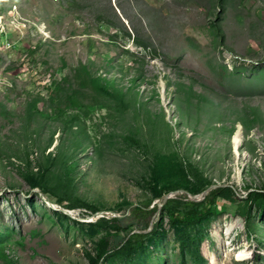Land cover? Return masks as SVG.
Wrapping results in <instances>:
<instances>
[{
	"label": "rangeland",
	"instance_id": "374dc122",
	"mask_svg": "<svg viewBox=\"0 0 264 264\" xmlns=\"http://www.w3.org/2000/svg\"><path fill=\"white\" fill-rule=\"evenodd\" d=\"M263 87L264 0H0V264H264Z\"/></svg>",
	"mask_w": 264,
	"mask_h": 264
},
{
	"label": "trees",
	"instance_id": "16d2710c",
	"mask_svg": "<svg viewBox=\"0 0 264 264\" xmlns=\"http://www.w3.org/2000/svg\"><path fill=\"white\" fill-rule=\"evenodd\" d=\"M224 191V189L212 191L210 195L201 202H192L189 200H168L163 206V210L167 211L170 218L175 222L186 221L193 224L199 223L207 217L213 200L217 198V195L221 194ZM149 205V203L145 205H137L131 211L132 219L130 223L134 224L141 222L157 211V209L154 211V208L152 210H149ZM148 239L149 235L146 233H135L129 237L128 245L132 250H138Z\"/></svg>",
	"mask_w": 264,
	"mask_h": 264
},
{
	"label": "bare ground",
	"instance_id": "6f19581e",
	"mask_svg": "<svg viewBox=\"0 0 264 264\" xmlns=\"http://www.w3.org/2000/svg\"><path fill=\"white\" fill-rule=\"evenodd\" d=\"M263 88H264V87H263ZM234 149H235V150H238V144H237L236 141H234Z\"/></svg>",
	"mask_w": 264,
	"mask_h": 264
},
{
	"label": "water",
	"instance_id": "95a60500",
	"mask_svg": "<svg viewBox=\"0 0 264 264\" xmlns=\"http://www.w3.org/2000/svg\"><path fill=\"white\" fill-rule=\"evenodd\" d=\"M167 201H168V198H165V199L163 200V204H162L161 207H163V206L166 204ZM200 202H201V201H200Z\"/></svg>",
	"mask_w": 264,
	"mask_h": 264
}]
</instances>
